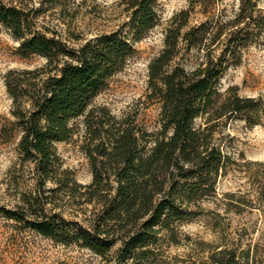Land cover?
I'll return each mask as SVG.
<instances>
[{"label":"trees","instance_id":"1","mask_svg":"<svg viewBox=\"0 0 264 264\" xmlns=\"http://www.w3.org/2000/svg\"><path fill=\"white\" fill-rule=\"evenodd\" d=\"M201 1L191 0L192 8L174 17L165 48L150 63L151 96L162 103L163 126L148 148L130 123L113 122L105 113L94 121L90 113L109 79L135 55L130 38L117 30L72 47L36 29L21 4L0 0V21L20 42L21 53L35 52L47 59L45 68L8 74L7 87L15 104L13 128L21 130L22 159L34 164L39 183L36 195L18 209L6 211L9 218L27 217L26 226L42 235L66 245L79 243L100 255L109 254L121 242L116 251L118 264H157L164 242H178L180 224L199 214L198 203L215 194L218 178L227 167L228 155L214 138L218 121L260 108L256 98L243 97L236 88L223 93L219 87L226 71L240 63L243 49L253 41L252 25L257 24L252 0L244 1L249 10L242 8L240 19L234 21L239 23L227 34L218 55L208 52L193 70L172 65L181 42L189 48L206 46L207 22L183 32L191 10ZM126 3L130 14L125 25L134 39L160 23L158 0ZM240 23H244L241 28ZM82 117L88 130L96 123L95 131H105L109 141L97 145L100 160L92 158L94 178L88 185L78 183L63 167L56 146L73 137L76 121ZM199 118L206 122L198 124ZM0 134L10 136L11 131L0 123ZM111 167L113 174H106L104 170ZM50 182L72 191L85 188L84 193L99 199V212L90 225L66 224L64 216L48 212L42 189ZM204 264L250 262L226 247L215 248Z\"/></svg>","mask_w":264,"mask_h":264},{"label":"rangeland","instance_id":"2","mask_svg":"<svg viewBox=\"0 0 264 264\" xmlns=\"http://www.w3.org/2000/svg\"><path fill=\"white\" fill-rule=\"evenodd\" d=\"M14 1L26 9L36 29L72 47L117 30L130 38L135 55L109 79L90 113L94 121L105 113L113 122L130 123L140 143L150 148L163 126L162 103L151 96L150 63L165 48L174 17L189 9L191 0H158L161 21L139 40L125 25L130 14L126 0ZM244 1L202 0L195 5L183 32L207 22L210 34L206 46L189 48L181 42L172 65L193 70L205 61L208 52L218 55L227 34L236 28L234 21L240 19L242 8L249 10ZM252 3L256 4L257 24L252 25L253 41L243 49L240 63L226 71L219 87L223 93L236 88L241 96L256 98L260 108L218 121L214 138L228 155L227 167L218 178L215 194L198 203L199 214L180 224L178 242H164L157 264H204L215 248L226 247L237 250L250 264H264V0ZM19 46L13 32L0 21V123L11 131L10 136L0 134V264H118L116 251L121 242L109 254L100 255L79 243L66 245L42 235L26 226L27 217L19 221L7 216V210L18 209L36 195L39 186L34 164L22 159V133L13 128L15 104L7 79L11 71L45 68L47 59L35 52L23 55ZM84 119L76 121L77 131L71 139L56 146L63 167L78 183L88 185L94 178L92 158L100 160L97 145L109 141L105 131H95L96 123L88 130ZM205 122V118L197 120L198 124ZM104 172L112 175L114 170L111 167ZM42 190L48 212L61 214L66 224L78 221L90 225L101 206L98 198L84 193L85 188L72 191L50 182Z\"/></svg>","mask_w":264,"mask_h":264}]
</instances>
